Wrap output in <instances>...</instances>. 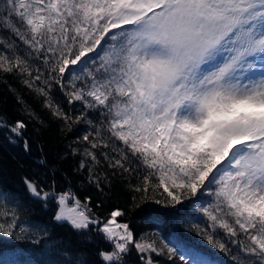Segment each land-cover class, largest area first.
I'll return each instance as SVG.
<instances>
[{"label": "snow or ice", "instance_id": "obj_1", "mask_svg": "<svg viewBox=\"0 0 264 264\" xmlns=\"http://www.w3.org/2000/svg\"><path fill=\"white\" fill-rule=\"evenodd\" d=\"M0 72L21 76L69 131L81 120L92 128L82 137L88 146L72 150L85 158L76 171L87 169L88 184L103 191L107 173L94 169L97 150L108 149L101 155L112 175L135 176L128 187L141 199L159 191L155 202L176 209L211 197L200 208L212 227L207 243L230 253V264H264V0H0ZM53 86L85 111L74 117L53 104ZM26 129L0 116L9 144ZM24 182L43 207L55 204L53 220L81 245L53 242L47 264H94L90 245L98 264H130L133 250L139 264H158L153 254L211 264L197 249L137 238L122 209L103 218L71 186ZM21 207L0 188V237H28Z\"/></svg>", "mask_w": 264, "mask_h": 264}, {"label": "trees", "instance_id": "obj_2", "mask_svg": "<svg viewBox=\"0 0 264 264\" xmlns=\"http://www.w3.org/2000/svg\"><path fill=\"white\" fill-rule=\"evenodd\" d=\"M50 95L53 104L58 103L74 117L85 111L79 102L67 103L58 86H53ZM18 98L22 99L23 104ZM29 113L34 115L30 117ZM0 116L9 124L17 120L27 123L23 137L17 138L15 144H9L4 138V132L0 130V188L8 189L20 198L23 205L18 209L20 221L30 226L28 237L23 240L0 237V264H47V251L53 242L56 247L68 248L70 251L81 247L77 233L70 225L64 223L61 226L53 220L55 204L50 203L45 208L37 198L31 196L24 182L26 178L45 187L55 180L58 190L71 186L81 199L86 195L91 196L93 211L103 218H107L115 208L122 209L125 215L119 219L129 223L137 238L141 235L162 237L173 246L180 244L201 251L215 264H230V253L213 248L204 238V230L211 232L212 227L198 207L192 209L189 200H184L183 205L176 209L165 207L163 203L155 202L157 199L162 200L159 191L154 197L149 194L148 199H141L140 193L133 192L128 187L129 182L138 183L135 176L129 177L127 173L123 177L119 174L112 175L113 170L101 155L108 149L97 150L101 162L94 169L102 178L107 173L108 181L102 185L103 191L88 184L87 169L76 171L79 162L85 158L74 155L72 150L82 152L88 146L82 137L92 131V128L81 120L73 124L69 131L45 107V98L25 85L19 75L0 72ZM24 140L29 143V151H25L23 147ZM42 157L46 160L47 167L39 163ZM85 162L88 163L87 160ZM205 202H211V197L206 196L203 203ZM198 206L201 208V205ZM33 222L37 223L34 225ZM40 226H47L50 234L44 236ZM213 234L230 248L233 247L223 230L217 228ZM99 247L107 245L100 242ZM88 251L92 253L94 264H98L94 255L95 248L90 245ZM154 260L158 264H170L167 257L156 256ZM129 261L130 264H139L135 250Z\"/></svg>", "mask_w": 264, "mask_h": 264}, {"label": "rangeland", "instance_id": "obj_3", "mask_svg": "<svg viewBox=\"0 0 264 264\" xmlns=\"http://www.w3.org/2000/svg\"><path fill=\"white\" fill-rule=\"evenodd\" d=\"M205 196H207V195H205ZM204 196V197H205ZM200 198H203V197H200ZM193 199H195V198H193ZM185 200H188V199H185ZM192 209H197V207L200 209V207L198 206V204H194V203H192ZM202 212V211H201ZM147 237H149V238H151V239H154L155 241H156V245H157V247H160V248H163L164 247V244L165 243H167L166 241H164L163 239H162V237L161 238H159V237H155L154 235H147ZM165 252H166V249H165ZM206 255V254H205ZM207 256V255H206ZM156 257V255L155 254H153V259ZM157 257H159V256H157ZM163 257H167L166 255H164ZM209 257V256H208ZM211 260V259H210ZM177 264H179V261H177ZM211 264H215L214 263V261H212L211 260Z\"/></svg>", "mask_w": 264, "mask_h": 264}, {"label": "bare ground", "instance_id": "obj_4", "mask_svg": "<svg viewBox=\"0 0 264 264\" xmlns=\"http://www.w3.org/2000/svg\"><path fill=\"white\" fill-rule=\"evenodd\" d=\"M206 197V196H205ZM205 197H203V198H200V203L198 204V205H201V206H203V204H205V203H203L204 202V198ZM200 207V206H199Z\"/></svg>", "mask_w": 264, "mask_h": 264}]
</instances>
